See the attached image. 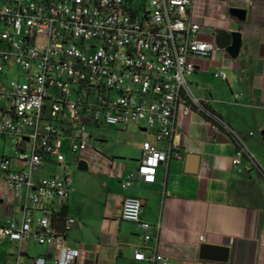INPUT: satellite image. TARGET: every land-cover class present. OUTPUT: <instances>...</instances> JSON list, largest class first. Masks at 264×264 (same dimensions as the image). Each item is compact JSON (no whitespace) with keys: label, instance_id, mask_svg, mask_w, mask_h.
Segmentation results:
<instances>
[{"label":"built area","instance_id":"1","mask_svg":"<svg viewBox=\"0 0 264 264\" xmlns=\"http://www.w3.org/2000/svg\"><path fill=\"white\" fill-rule=\"evenodd\" d=\"M196 1L0 0V139L12 138L16 151L0 157V202H24L21 216L1 224V238L52 246V264H72L81 251L64 241L77 219L66 215L55 222L54 215L73 185L66 154L84 158L92 137L88 126L139 124L157 141H169L180 110H204L190 78L195 58L218 47L215 38H203L194 19ZM227 130L238 146L233 163L239 166L248 149ZM175 148L145 141L142 178L154 182L157 167ZM51 162L59 172L35 180ZM132 183L129 176L122 185ZM142 212L139 197H124L122 219L138 223L144 240L157 238L162 224L144 220ZM134 256L144 264H173L141 247Z\"/></svg>","mask_w":264,"mask_h":264},{"label":"crops","instance_id":"2","mask_svg":"<svg viewBox=\"0 0 264 264\" xmlns=\"http://www.w3.org/2000/svg\"><path fill=\"white\" fill-rule=\"evenodd\" d=\"M233 7L247 10L245 21L230 14ZM193 13L207 40L219 30L242 32L237 58L220 48L198 56L190 78L193 94L216 113L225 130L195 109L178 112L169 141H157L139 124L90 125L109 131L115 140L106 142L108 137L95 134L96 144L82 158L89 162L88 170L71 171L69 164L79 165L81 157L66 154L73 185L64 199V217H75L77 223L64 244L81 251L72 264H144L134 256L137 247L173 264H264V0H197ZM227 128L248 149L239 166L233 163L238 146ZM145 141L162 150L176 145L172 157L157 167L154 182L139 173ZM58 172L51 162L39 174ZM129 176L132 186L124 188ZM127 195L142 200L144 220L162 224L157 238L144 240L138 223L122 219ZM23 205L0 202V226L10 216H21ZM0 239V263L34 264L42 258L52 264V246ZM203 244L228 247V260L202 259Z\"/></svg>","mask_w":264,"mask_h":264},{"label":"water","instance_id":"3","mask_svg":"<svg viewBox=\"0 0 264 264\" xmlns=\"http://www.w3.org/2000/svg\"><path fill=\"white\" fill-rule=\"evenodd\" d=\"M230 14L237 17L240 21H245L247 10L233 7L230 9ZM214 38L218 48L225 49L233 58L239 56L243 43L242 32L219 30ZM262 134L264 135V132ZM78 168L80 170H88L89 162L86 159H81ZM201 258L225 262L228 260V247L203 244L201 247Z\"/></svg>","mask_w":264,"mask_h":264},{"label":"rangeland","instance_id":"4","mask_svg":"<svg viewBox=\"0 0 264 264\" xmlns=\"http://www.w3.org/2000/svg\"><path fill=\"white\" fill-rule=\"evenodd\" d=\"M38 43L39 44H43L44 43V38H42V37H40L39 39H38ZM88 129H89V131H90V133L91 134H93L94 136L93 137H91L90 138V140H89V143L90 144H96L95 143V134L97 133V132H99L100 134H101V136L102 135H105V137L107 138L106 139V142H112V141H114L115 140V138L113 137V135L112 134H108V133H110L109 131H107V130H105V129H101V130H97V129H95L94 127H92V126H88ZM109 130V129H108ZM12 138H9V139H7L6 141L5 140H3V139H0V157L3 155V154H6V155H8V156H15L16 155V151H15V149H13V147H12ZM117 145V143H116V141H115V144H110L109 145V148H114V146H116ZM102 149H104L102 146H100ZM69 168H70V170L72 171V170H74V169H77L78 168V165H77V162L76 161H74V162H72L71 164H69ZM42 174V173H41ZM38 175H40V174H35V178L34 179H36L37 177H38ZM1 240V239H0Z\"/></svg>","mask_w":264,"mask_h":264},{"label":"trees","instance_id":"5","mask_svg":"<svg viewBox=\"0 0 264 264\" xmlns=\"http://www.w3.org/2000/svg\"><path fill=\"white\" fill-rule=\"evenodd\" d=\"M203 107H204V110H201V113L209 120L211 121L215 126H217L219 128L220 131H224V127L223 125L220 124V122L216 119L217 115L214 111L210 110L207 105L204 103L203 101ZM64 209H62L61 211L55 213L54 215V221L55 222H58V221H61L62 218L64 217Z\"/></svg>","mask_w":264,"mask_h":264}]
</instances>
